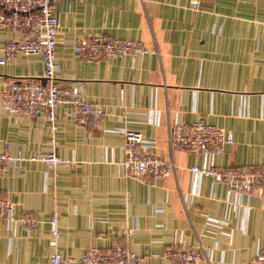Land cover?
Returning <instances> with one entry per match:
<instances>
[{
    "label": "crops",
    "instance_id": "crops-1",
    "mask_svg": "<svg viewBox=\"0 0 264 264\" xmlns=\"http://www.w3.org/2000/svg\"><path fill=\"white\" fill-rule=\"evenodd\" d=\"M54 9L56 81L104 105L105 114L93 128L75 122L72 105H59L52 145L43 116L10 113L0 102V150L56 151L65 160L16 162L1 178L0 196L15 203L14 215L37 224L0 215V264H51L56 252L79 257L114 245L145 264H172L166 251L188 245L199 264H255L264 250V197L192 167L264 166V0H202L199 10L191 0H57ZM103 33L140 39L153 53L83 59L75 43ZM18 37L0 28V58ZM27 77L44 80L41 54L0 63V87ZM199 119L231 131L234 142L221 154L171 150L170 127ZM126 130L143 133L145 148L173 159L175 170L159 180L129 175Z\"/></svg>",
    "mask_w": 264,
    "mask_h": 264
},
{
    "label": "built area",
    "instance_id": "built-area-1",
    "mask_svg": "<svg viewBox=\"0 0 264 264\" xmlns=\"http://www.w3.org/2000/svg\"><path fill=\"white\" fill-rule=\"evenodd\" d=\"M57 0H0V28L18 33L19 37L8 40L2 47L0 63L20 55L41 54L44 60V80L27 77L13 80L0 87V102L10 113L23 114L34 118L43 116L53 131L52 145H55L54 132L57 129L56 108L70 104L76 123L98 128L102 124L105 107L100 103L87 101L74 90L60 86L56 81L59 70L57 62L58 35L60 20L54 9ZM82 1V0H80ZM202 0H191L194 10H199ZM79 55L89 62L109 58L135 56L153 51L140 39L118 38L110 34H91L75 43ZM126 155L122 163L129 175L137 178L165 179L176 164L173 159H165L150 153L144 146L141 132L126 130ZM234 142L231 131L215 124L197 120L193 123H175L169 129L168 143L171 150H187L206 154H221L225 147ZM25 160H42L51 166H58L65 160L56 151L40 155H25L22 151L0 150V180L10 165ZM74 163V160H66ZM196 172L226 182L233 189L247 191L264 197V166L249 169L199 167ZM15 203L0 196V215L9 221L34 227L37 219L27 215H14ZM53 234L58 235V219L52 218ZM172 264H199L201 254L194 246L175 247L166 251ZM145 264L144 256L122 245L108 249L93 246L79 257H64L60 252L51 256V264ZM255 264H264V250L257 255Z\"/></svg>",
    "mask_w": 264,
    "mask_h": 264
}]
</instances>
